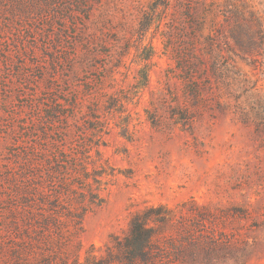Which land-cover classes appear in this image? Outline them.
<instances>
[{"label": "rangeland", "instance_id": "1", "mask_svg": "<svg viewBox=\"0 0 264 264\" xmlns=\"http://www.w3.org/2000/svg\"><path fill=\"white\" fill-rule=\"evenodd\" d=\"M211 1L0 0V264H264V0Z\"/></svg>", "mask_w": 264, "mask_h": 264}, {"label": "trees", "instance_id": "2", "mask_svg": "<svg viewBox=\"0 0 264 264\" xmlns=\"http://www.w3.org/2000/svg\"><path fill=\"white\" fill-rule=\"evenodd\" d=\"M211 3L213 4L217 3V0H212ZM211 11L213 12V9ZM209 13H210V9L206 11V15H208ZM189 70L190 72H192L191 66H189ZM19 188H20V197L16 198V197L10 196L9 198L10 204L13 205V208L9 212H12V214H16V217H17L15 219L16 222H18V216L22 217L23 214L26 213V209L20 208V206L23 204L24 207H28L32 205L31 203L32 201L37 202L35 198L33 200V196L35 195L40 196L39 198L41 199V201H45L44 204L48 202L52 206L60 205L58 204L59 199L53 200V201L45 200L46 198L51 197V196H48L49 193L47 192H42V193H39L38 195L37 192L33 191L29 186H19ZM42 196H45V197L42 198ZM15 205H20V206L17 207ZM37 207L38 206L36 207L34 206L37 212L39 210L41 211L45 209L44 206L42 208H37ZM67 211L69 212V215L72 214V208L71 209L67 208ZM40 214L41 213L38 212V216ZM42 215H43V218H42L43 221H52L55 225L61 224L62 221L64 220V217H67V214H61L59 212H56V210H54L53 208L50 209L47 212V214L42 213ZM77 219H80V217ZM145 222H146V219L144 220L142 218L135 219L132 223L130 234L126 238V242L120 244L119 251H120V255H122V257H120V260H122L123 264H135L136 261L140 259L143 260V262L153 264L150 261L152 259L151 250L152 248H154L153 241L155 238H154V233H152V231L148 229ZM75 264H79V263L75 262Z\"/></svg>", "mask_w": 264, "mask_h": 264}]
</instances>
